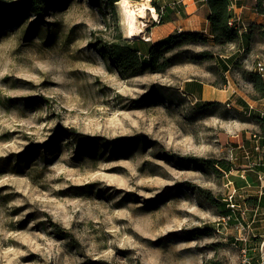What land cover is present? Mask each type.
Returning a JSON list of instances; mask_svg holds the SVG:
<instances>
[{"label":"rangeland","instance_id":"1","mask_svg":"<svg viewBox=\"0 0 264 264\" xmlns=\"http://www.w3.org/2000/svg\"><path fill=\"white\" fill-rule=\"evenodd\" d=\"M19 1L0 0V13ZM62 1L0 32V264H242L239 224L189 187L226 200L233 171L244 209L236 170L253 120L210 101L229 88L223 77L249 93L236 71L223 76L219 56L232 50L191 46L183 58H217L126 78L91 44L146 41L156 10L131 39L119 4L105 16ZM83 136L106 145L79 155Z\"/></svg>","mask_w":264,"mask_h":264},{"label":"trees","instance_id":"2","mask_svg":"<svg viewBox=\"0 0 264 264\" xmlns=\"http://www.w3.org/2000/svg\"><path fill=\"white\" fill-rule=\"evenodd\" d=\"M88 3L94 8H97L105 16H115L117 11V4L122 0H87ZM133 2H140V0H131ZM162 0H152L151 5L158 13L159 21L151 23V28L156 25H162L167 22L165 17L166 11L178 8L177 4L170 3V5H162ZM231 0H206L209 13V31L205 32H186L174 33L162 40L156 41L155 44L146 42L142 39H124L121 34H118L113 39L106 40L98 38L94 44H91L99 56L106 60L110 66L117 69L121 75L128 78L142 76L145 73L157 75L165 73L175 65L182 63L192 62L194 64H202L205 61H213L216 59V54L212 51L204 50L190 55L189 59L183 58L184 55L189 53L191 46L212 45L217 47H229L238 42L240 28L233 20V15L229 10ZM62 0H21L18 3L10 5L3 9L0 13V32L4 28H11L20 21H22L27 14L37 16L39 20H44L46 15L54 7L62 5ZM256 10L260 14H264V0H255L254 4ZM233 22L230 26L229 24ZM149 34L150 28H147ZM257 29L259 34L264 35L263 27H253ZM149 37V36H147ZM247 53V52H246ZM246 57V56H245ZM245 58L237 61L234 64L233 72L236 71L242 80L251 83L254 92L251 94V99L259 100L264 98V80L263 77L246 67L244 64ZM228 69L226 68L225 71ZM225 76V73H223ZM228 85L226 77H223L221 87L225 88ZM213 107L215 104H207ZM257 120L256 118H251ZM264 127V122L262 123ZM83 142L78 143L77 152L79 155L96 153V143L98 141L92 139L90 136H83ZM99 145H106L105 141L98 142ZM33 155L29 154L27 159ZM190 162L193 164L210 163L211 167L216 169V164L211 160H203L191 158ZM230 171L231 169H227ZM217 171V170H216ZM190 189L196 190L202 194L204 198L215 206L217 209L222 210V216L229 214L227 209V202L223 199L214 197L207 190L196 188L190 184ZM251 204V200L247 201ZM253 204H257L256 200ZM221 216V217H222ZM210 264H218L211 261Z\"/></svg>","mask_w":264,"mask_h":264},{"label":"crops","instance_id":"3","mask_svg":"<svg viewBox=\"0 0 264 264\" xmlns=\"http://www.w3.org/2000/svg\"><path fill=\"white\" fill-rule=\"evenodd\" d=\"M150 3H152V0ZM170 3L177 4L178 8L166 11L167 22L150 29L149 34L146 35V37L149 36V40L146 42L155 44L156 41L167 38L174 33L201 31L207 33L209 31L208 16L210 12L206 0L161 1L162 5H170ZM254 4L255 0H231L230 2L229 10L233 15L234 22L239 26L240 32L238 42L229 46L232 53L219 56L222 59L219 61L222 72L226 75L230 74L232 76L234 64L242 58H245L244 64L248 69L253 68L258 62L264 61V35L261 36L257 29H253V27H263L264 29V14H260ZM226 68L227 71H225ZM244 83L249 86L247 95L241 94L234 87L235 83L233 82V85H231L232 83L228 81L229 88L216 90L215 97L210 101L223 104L232 103L240 113L256 118L257 120L251 121V126L254 128L253 132L264 136L262 125L264 116H261V113H264V98L251 99V94L254 92L253 86L249 82L244 81ZM191 95L198 100L195 94L191 93ZM250 107H254L255 110H250ZM252 134L245 137L244 149L239 146L242 165L236 170L238 174L240 171H247V180L237 179L238 188L241 193L245 194L243 197V211L245 212L243 217L245 216L247 226H249L248 231L245 233L247 241L240 245L242 246L241 254L242 250H245L251 264H261L264 263V181L260 182L258 175L264 173V155L254 151ZM248 152L250 156H247ZM251 163L256 164L253 169H250ZM249 200H251V204L256 200V209L247 211L246 205H251L247 204ZM243 257L244 254H242V260Z\"/></svg>","mask_w":264,"mask_h":264},{"label":"built area","instance_id":"4","mask_svg":"<svg viewBox=\"0 0 264 264\" xmlns=\"http://www.w3.org/2000/svg\"><path fill=\"white\" fill-rule=\"evenodd\" d=\"M232 21L229 24L230 26L232 25ZM148 41V40H146ZM250 70H253L257 73H259L262 77H264V61L262 62H258L256 63V65L251 68ZM183 97L185 98H194V96L190 95V94H183ZM195 99V98H194ZM228 107H231V104L228 103L227 104ZM250 110H255L254 107H250ZM261 116H264V113H261ZM252 139L254 141V151L256 153H260L262 155H264V136L259 135L258 133H253L252 134ZM247 156H250V153L248 152ZM234 158V154L233 152H231V159ZM256 166V164L251 163L250 165V169L254 168ZM233 171H230L228 173H225V177L227 178V188L229 189V194L226 198V202H227V209H229V214L227 216L222 217L221 222H223L224 224H227L228 222L232 221V222H236L238 223L240 226L239 227V231L242 233H246L249 229V226L244 225V223H242L241 219H243V214H245V212L243 211V208L241 207V204L238 203L237 197L239 195L238 193V189L234 187V182L231 179L230 175H232ZM239 177L247 180V171H240L239 173ZM260 182L264 181V173H261L258 175ZM264 192V191H263ZM244 242L247 241V238L242 237V235L238 238ZM242 254H244L243 260H242V264H251L249 258L246 255V251L242 250ZM264 264V263H261Z\"/></svg>","mask_w":264,"mask_h":264},{"label":"bare ground","instance_id":"5","mask_svg":"<svg viewBox=\"0 0 264 264\" xmlns=\"http://www.w3.org/2000/svg\"><path fill=\"white\" fill-rule=\"evenodd\" d=\"M151 0H147V3H141L133 5L130 0H122L118 4L121 7V12L124 16V20L126 23V29H128L130 38L132 37L137 38L138 34L141 33L140 26L138 24H141L142 22L139 21V19L142 17H146L148 15V11L155 12V9L152 5H150ZM155 16L157 17L158 14L155 13ZM146 40H149V38H146Z\"/></svg>","mask_w":264,"mask_h":264}]
</instances>
